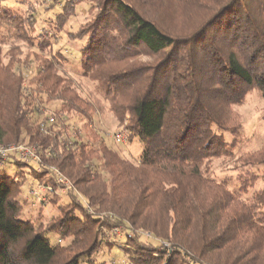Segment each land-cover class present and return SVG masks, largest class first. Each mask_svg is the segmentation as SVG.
Segmentation results:
<instances>
[{
  "label": "trees",
  "instance_id": "1",
  "mask_svg": "<svg viewBox=\"0 0 264 264\" xmlns=\"http://www.w3.org/2000/svg\"><path fill=\"white\" fill-rule=\"evenodd\" d=\"M64 36L82 42L74 71ZM252 90L264 99V0H0V145L41 159L0 168L29 167L30 194L56 185L51 166L71 184L28 203V178L0 171V264H95L113 245L98 228L123 226L132 264H264V143L242 148L235 108ZM104 108L129 112L135 161L96 131ZM27 204L58 213L37 222Z\"/></svg>",
  "mask_w": 264,
  "mask_h": 264
},
{
  "label": "rangeland",
  "instance_id": "2",
  "mask_svg": "<svg viewBox=\"0 0 264 264\" xmlns=\"http://www.w3.org/2000/svg\"><path fill=\"white\" fill-rule=\"evenodd\" d=\"M91 6V4H88V6H82L79 10V13L76 17L73 18L71 22V29H75L79 26V24L85 19V17L90 14L87 9ZM82 42H68L66 37H61L60 41L58 43L59 47H61V50L70 58L72 61V66L70 69L74 71V67H77L80 65L81 57L80 52L78 51L81 47ZM153 59L151 56L142 55L139 60L141 62H150ZM57 103H50L49 107L51 110L57 107ZM236 110L241 115V120L244 125V134H245V140L242 144V148L246 150H251L259 147L264 143V99L259 95V93L256 90H252L246 97L244 103H242L240 106L235 107ZM94 126L96 128V131H99L102 136L105 138L107 143L110 146H113L115 148V141L114 138L111 136V131L116 130L119 128L123 123H125V120H129L128 124L130 123V114L128 111H126L123 115L122 122L120 121V118L118 115L110 111L108 108H104L100 110H96L95 117H94ZM77 126H80V124H76ZM87 132V129H83ZM143 142L135 137L132 139L131 144L125 146V148H118L119 153L123 155L124 157H128L131 160L135 161L138 156H140L142 150H143ZM122 147V146H121ZM116 150V149H115ZM116 150V151H118ZM132 161V162H133ZM36 169L38 168V165L35 161H30ZM0 171H7L11 173H17L22 172L27 178V182L23 185L22 189L20 190V199H27L28 203H32L33 197L30 194L31 188L36 184V181L31 176V173L29 171V167L27 166H18L16 164L11 163L10 161L7 162L3 167L0 168ZM226 172H220V178H224L226 176ZM28 205V204H27ZM29 206V205H28ZM30 207V206H29ZM31 214L29 216L39 221H51L54 216L57 215L56 208L53 209H46L44 212L45 216H39V210L35 209L33 207H30L29 209ZM90 212L93 213L92 210ZM43 215V214H42ZM101 218L103 220L106 219V214L102 213ZM110 215V214H107ZM111 216V215H110ZM45 225V224H44ZM115 228V227H113ZM113 228L108 227H102L98 228L99 233H101L104 237H106L110 243H112V246H108L105 243L101 246V249L98 254H96L93 259L95 264L99 263L100 261L107 260L111 264V260L114 262V264H132L130 261V258L125 252H121L119 248L116 247V243L118 242L117 239H125V227L120 228V233H116ZM144 232V231H142ZM146 233V231L144 232ZM146 234H149L148 232ZM51 236V239L53 242H56L59 238L55 234H49ZM68 239H64L63 243H66ZM79 264H90L87 259L84 257Z\"/></svg>",
  "mask_w": 264,
  "mask_h": 264
},
{
  "label": "built area",
  "instance_id": "3",
  "mask_svg": "<svg viewBox=\"0 0 264 264\" xmlns=\"http://www.w3.org/2000/svg\"><path fill=\"white\" fill-rule=\"evenodd\" d=\"M48 119L49 122H55V118L52 116H49ZM128 122V119L125 120V123L123 125L109 133L114 138L116 150H118L121 145H128L130 142L132 130L128 126ZM40 126L43 128V130L47 128V124L43 120L40 122ZM78 132L79 130H73L74 137ZM73 140L74 138L69 141L70 144H73ZM14 156L23 162L35 161L37 164H39L41 161L40 156L37 153V149L32 145H26L23 143H10L0 145V166H2L6 161L12 159V157ZM51 170L57 174L56 185H53L49 179H44L31 191V194L42 203H45L44 195L47 191L50 193H55L59 196H64L65 190L67 188H71L70 182L66 180L62 172L57 167L51 166ZM63 185H65L66 188L63 187ZM113 229L116 233H120V228L115 227Z\"/></svg>",
  "mask_w": 264,
  "mask_h": 264
}]
</instances>
